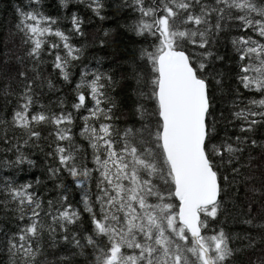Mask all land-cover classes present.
<instances>
[{
    "label": "snow or ice",
    "instance_id": "1",
    "mask_svg": "<svg viewBox=\"0 0 264 264\" xmlns=\"http://www.w3.org/2000/svg\"><path fill=\"white\" fill-rule=\"evenodd\" d=\"M0 264H264V0H7Z\"/></svg>",
    "mask_w": 264,
    "mask_h": 264
},
{
    "label": "trees",
    "instance_id": "2",
    "mask_svg": "<svg viewBox=\"0 0 264 264\" xmlns=\"http://www.w3.org/2000/svg\"><path fill=\"white\" fill-rule=\"evenodd\" d=\"M6 2H7V0H0V7H3V4Z\"/></svg>",
    "mask_w": 264,
    "mask_h": 264
}]
</instances>
